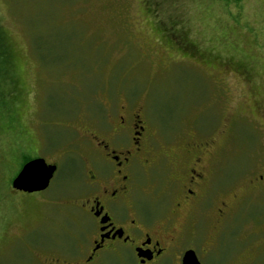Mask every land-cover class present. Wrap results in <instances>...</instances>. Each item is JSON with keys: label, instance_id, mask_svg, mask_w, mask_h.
Here are the masks:
<instances>
[{"label": "rangeland", "instance_id": "374dc122", "mask_svg": "<svg viewBox=\"0 0 264 264\" xmlns=\"http://www.w3.org/2000/svg\"><path fill=\"white\" fill-rule=\"evenodd\" d=\"M240 5L0 0L12 53L0 71V264H28L36 248L70 243L77 228L57 213L101 158L92 131L123 107L147 122L151 153L133 170L142 206L154 198L158 214L166 199L174 206L168 156L202 144L210 150L197 207L201 264H264V0ZM26 157L58 165L48 190L12 188ZM186 220L183 212L175 226Z\"/></svg>", "mask_w": 264, "mask_h": 264}, {"label": "flooded vegetation", "instance_id": "af4514ba", "mask_svg": "<svg viewBox=\"0 0 264 264\" xmlns=\"http://www.w3.org/2000/svg\"><path fill=\"white\" fill-rule=\"evenodd\" d=\"M119 111L105 115V125L98 126L102 131H92L91 143L101 158L89 162L88 173L93 174L86 171L81 190L66 197L65 207L57 213L77 228L70 243L54 240L50 247H38L28 264H185L190 251L200 261L197 207L205 196L200 193L208 181L205 160L210 149L190 142L174 157L168 156L174 158L171 171L176 182L168 193L174 191L176 201L172 207L166 199L158 214L157 199L153 208L143 207L133 182L135 161L151 153L145 147L147 122L128 108ZM105 159L112 162V169L103 168ZM183 212L186 225L179 230L175 220ZM217 215L224 219L226 212L220 209Z\"/></svg>", "mask_w": 264, "mask_h": 264}, {"label": "water", "instance_id": "95a60500", "mask_svg": "<svg viewBox=\"0 0 264 264\" xmlns=\"http://www.w3.org/2000/svg\"><path fill=\"white\" fill-rule=\"evenodd\" d=\"M58 170L56 164H49L44 158H35L26 163L15 179L12 188L24 193H38L49 189ZM185 264H201L195 252L186 255Z\"/></svg>", "mask_w": 264, "mask_h": 264}, {"label": "trees", "instance_id": "16d2710c", "mask_svg": "<svg viewBox=\"0 0 264 264\" xmlns=\"http://www.w3.org/2000/svg\"><path fill=\"white\" fill-rule=\"evenodd\" d=\"M224 2L226 4V6L236 5L238 8H240L241 7L240 4H241L242 0H224ZM232 18L235 22H237L236 24H238L240 18H238L236 16H232ZM11 57H12V53H11V49H10L9 44H8L7 31L5 29L3 19L0 17V71L5 66H6V68L10 66ZM13 65L14 64H12V66ZM31 159H32L31 157H26L24 159V164ZM3 186H0V190H1V188L4 189Z\"/></svg>", "mask_w": 264, "mask_h": 264}, {"label": "bare ground", "instance_id": "6f19581e", "mask_svg": "<svg viewBox=\"0 0 264 264\" xmlns=\"http://www.w3.org/2000/svg\"><path fill=\"white\" fill-rule=\"evenodd\" d=\"M32 160H33V159H32ZM32 160H29L28 162H30V161H32ZM28 162H27V163H28ZM56 165H57V164H56ZM51 183H52V181H51Z\"/></svg>", "mask_w": 264, "mask_h": 264}]
</instances>
